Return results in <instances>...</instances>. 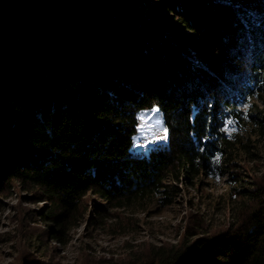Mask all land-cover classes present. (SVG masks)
<instances>
[{"label": "trees", "instance_id": "trees-1", "mask_svg": "<svg viewBox=\"0 0 264 264\" xmlns=\"http://www.w3.org/2000/svg\"><path fill=\"white\" fill-rule=\"evenodd\" d=\"M131 1L0 0V195L34 191L61 237L88 194L164 207L227 176L233 222L142 264H264V183L237 171L264 140V0ZM152 108L167 140L135 152Z\"/></svg>", "mask_w": 264, "mask_h": 264}, {"label": "rangeland", "instance_id": "rangeland-1", "mask_svg": "<svg viewBox=\"0 0 264 264\" xmlns=\"http://www.w3.org/2000/svg\"><path fill=\"white\" fill-rule=\"evenodd\" d=\"M131 2L147 6L146 0ZM157 108L141 110L133 137L135 152L146 153L166 129ZM237 171L248 181L264 183V140L257 157L246 156ZM227 176L202 179L186 186L168 206L156 203L144 209L94 210L95 196L83 199L81 215L64 234L41 211L47 204L35 201L34 191L14 183L0 195V264H142L154 248L179 245L196 237L215 234L233 222L236 208L247 188ZM57 235V237H56Z\"/></svg>", "mask_w": 264, "mask_h": 264}, {"label": "snow or ice", "instance_id": "snow-or-ice-1", "mask_svg": "<svg viewBox=\"0 0 264 264\" xmlns=\"http://www.w3.org/2000/svg\"><path fill=\"white\" fill-rule=\"evenodd\" d=\"M156 111H158V109ZM155 139H157V140H166L167 139V129H164V134L163 135L157 136Z\"/></svg>", "mask_w": 264, "mask_h": 264}]
</instances>
